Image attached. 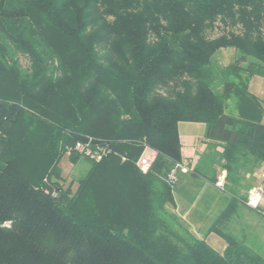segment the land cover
Segmentation results:
<instances>
[{"label": "trees", "instance_id": "1", "mask_svg": "<svg viewBox=\"0 0 264 264\" xmlns=\"http://www.w3.org/2000/svg\"><path fill=\"white\" fill-rule=\"evenodd\" d=\"M225 47L234 61L218 72L211 57ZM254 75L264 0H0V264H264L233 221L264 169V125L224 111L232 93L251 97ZM23 113L45 145L33 178L12 155ZM181 122L204 124V149L170 181ZM89 139L104 154L70 153L88 164L73 190L59 161Z\"/></svg>", "mask_w": 264, "mask_h": 264}, {"label": "rangeland", "instance_id": "2", "mask_svg": "<svg viewBox=\"0 0 264 264\" xmlns=\"http://www.w3.org/2000/svg\"><path fill=\"white\" fill-rule=\"evenodd\" d=\"M234 61V50L231 47L218 49L211 57L213 68L221 72L229 64ZM22 66H26V60L21 59ZM247 75L240 73L239 80H243ZM238 81V79H233ZM238 83V82H237ZM214 90L220 91L221 78L218 77L214 81ZM248 95L241 98L239 94L232 93L226 101L224 108L225 114L235 116L252 122H257L264 125V77L254 75L248 83ZM27 113H23L18 118L16 125L12 131V155L17 159L21 167L29 177L33 178L41 169L47 165V159L44 155L43 141L30 138L28 129L24 127L27 118H30ZM30 124H33L35 119H30ZM180 131L181 140L190 146H196L204 133V125L201 123H186L181 125ZM67 147L61 156L59 166L62 169L63 183L65 186L72 184V189L75 190L77 181L85 175L88 164L83 158H77L73 163ZM202 143L198 145L197 151H203ZM1 164V163H0ZM263 173H264V169ZM261 170V171H262ZM43 171V170H42ZM257 171L255 174L254 183L257 184V176L261 174ZM217 189L216 187H213ZM219 191V189H217ZM220 200L212 206L213 215L218 213L229 195L221 193ZM262 209V207H261ZM234 223L238 226L241 236L245 239V244L258 255L264 258V212L258 213L255 210L239 205L236 214L233 218ZM9 223H7L8 225ZM206 243L215 251L222 252L225 248V242L222 238L214 233H210L205 237Z\"/></svg>", "mask_w": 264, "mask_h": 264}, {"label": "built area", "instance_id": "3", "mask_svg": "<svg viewBox=\"0 0 264 264\" xmlns=\"http://www.w3.org/2000/svg\"><path fill=\"white\" fill-rule=\"evenodd\" d=\"M68 153H75L82 157L90 158L99 160L101 156L104 154V151L102 148L100 149L95 144L92 143V140H87L86 142H75L72 147L68 148ZM148 150L145 149L144 153L142 154V157L138 160L137 166L142 172H145L149 165V155ZM176 170L180 171L182 174H186L189 171L188 164L185 160H182V162L175 166V168L169 173L168 179L170 181L175 180V174ZM261 171V170H260ZM226 179V172L224 170L220 171L217 175V179L215 181V187L219 190H223L224 184ZM258 183L255 184L247 193L245 204L248 208L252 210H256L258 212L263 213L264 212V173L263 170L261 171V174L257 176ZM262 207V209H261Z\"/></svg>", "mask_w": 264, "mask_h": 264}, {"label": "crops", "instance_id": "4", "mask_svg": "<svg viewBox=\"0 0 264 264\" xmlns=\"http://www.w3.org/2000/svg\"><path fill=\"white\" fill-rule=\"evenodd\" d=\"M186 123L187 122H181V123L178 124V134H179V139H180V142H181L182 158H183V160H185L187 162L189 168H191L192 166H194V164L196 163V161L198 159L199 154L202 152L201 150L197 151V149H198V145L200 143H202V145H203V136L201 137L200 141L197 143L196 146H190L189 144H187L184 141H182L181 140V136H180L181 135L180 131L182 129L181 125H184ZM204 129H205V126H204ZM203 135H204V133H203ZM203 147H204V145H203ZM179 206L181 207L182 204L179 203ZM187 209H189V208H187ZM198 237H201V236L198 235Z\"/></svg>", "mask_w": 264, "mask_h": 264}]
</instances>
